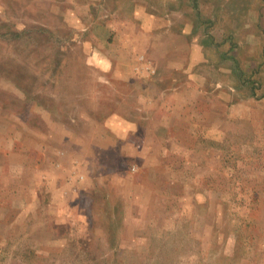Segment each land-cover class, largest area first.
I'll return each instance as SVG.
<instances>
[{
    "label": "rangeland",
    "instance_id": "374dc122",
    "mask_svg": "<svg viewBox=\"0 0 264 264\" xmlns=\"http://www.w3.org/2000/svg\"><path fill=\"white\" fill-rule=\"evenodd\" d=\"M0 264H264V0H0Z\"/></svg>",
    "mask_w": 264,
    "mask_h": 264
}]
</instances>
